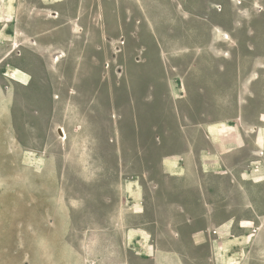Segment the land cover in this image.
<instances>
[{
    "label": "crops",
    "instance_id": "crops-1",
    "mask_svg": "<svg viewBox=\"0 0 264 264\" xmlns=\"http://www.w3.org/2000/svg\"><path fill=\"white\" fill-rule=\"evenodd\" d=\"M147 1L153 9L174 13L191 47L214 52L172 61L205 75L208 91L198 87L190 99L179 93L168 102L169 109L166 94L153 95L162 142L179 148L158 167L130 175L118 166L90 173L66 167V155L51 149L56 128H66L57 120L62 110H56L54 92V54L65 49L64 40L56 45L55 32L56 27L65 32L64 24L53 19L54 0H0V151L7 152L9 144L16 148V176L37 174L42 162L46 176L63 165L64 174L93 181L78 191L84 203L82 230L74 233L72 244L78 264H264V229L259 232L256 225L264 221V9L258 8L263 2ZM115 2L110 14L118 29L125 13L120 0ZM238 29L240 41L254 32L259 51L220 55L231 48L222 35L234 42ZM158 30L167 33L170 27ZM171 39L178 41L177 36ZM243 46L247 50L251 44ZM158 58L146 64L167 63ZM14 71L23 81L9 77ZM168 110L169 119L163 115ZM233 224L240 230L234 231ZM248 224L254 228L246 230Z\"/></svg>",
    "mask_w": 264,
    "mask_h": 264
},
{
    "label": "rangeland",
    "instance_id": "rangeland-1",
    "mask_svg": "<svg viewBox=\"0 0 264 264\" xmlns=\"http://www.w3.org/2000/svg\"><path fill=\"white\" fill-rule=\"evenodd\" d=\"M111 1L54 0L52 13L56 15L53 19L56 24H64L66 30L63 32V28L56 27V45L63 44L64 40L65 49H56L54 54V92L59 97L55 105L56 110H62L61 114L57 113L60 115L57 120L66 130L62 126L56 128L57 138L51 149L55 154L66 155V167L79 168L84 173L95 172V168L102 166L116 167L117 157L120 171L124 172L125 168V174L130 175L139 171L142 160L132 153L143 151V144L136 143L137 139L133 141L128 130L132 110L127 108L126 98L136 99L138 104L133 111L141 113L140 119L149 116V109L159 118V107L155 106L157 112H153L154 107L142 100L146 94L153 97L164 93L168 103L179 93L185 95L184 99H190V94L198 87L209 90L205 75L197 74L189 64H173L172 61L193 56L201 59L214 52L191 47L188 34L180 31L183 26L175 25L174 13L167 15L166 7L153 9L154 5H149L147 0H120L119 7L124 8L125 14L119 17L118 30L116 18L110 14ZM262 2L263 7L259 9H264V0ZM236 3L241 5L242 1L236 0ZM154 11L157 15H153ZM167 25L170 27L167 33L158 30ZM242 33L238 29L232 34L242 51L234 47L228 34L222 35L223 41L232 47V55L249 54L240 41ZM176 36L178 41L174 44L171 38ZM248 40L255 44L254 35L248 36ZM219 54L229 56L228 51ZM159 56L167 63L146 64V60L157 61ZM8 75L14 81H23L15 71ZM254 78L258 75L254 74ZM177 86H181V90L178 91ZM68 90L75 94H67ZM79 92L85 94V99H79ZM181 102L177 101L179 108ZM167 108H171L169 103ZM170 113L168 110V115L165 112L163 115L169 119ZM10 125L8 130L13 136L14 128L12 123ZM137 130L136 126V133ZM178 148L175 143L162 142L156 153L166 159ZM16 152L12 144L8 145L7 152L0 151V172L6 170L7 173L0 174V264H78L72 245L76 244L74 233L82 230L84 203L78 191L93 181L85 175L75 176L68 171L64 174L63 165L55 166V175L46 176L47 170L41 169L42 162L36 168L37 174L16 176ZM155 166L152 163L149 167ZM81 183L84 186H80ZM256 225L259 232L264 229V221ZM253 228L248 224L246 230ZM232 229L240 230L237 224H233Z\"/></svg>",
    "mask_w": 264,
    "mask_h": 264
},
{
    "label": "flooded vegetation",
    "instance_id": "flooded-vegetation-1",
    "mask_svg": "<svg viewBox=\"0 0 264 264\" xmlns=\"http://www.w3.org/2000/svg\"><path fill=\"white\" fill-rule=\"evenodd\" d=\"M240 28L243 29L242 26ZM251 35H254L253 31L251 32V34H249V36H251ZM242 42L247 44V45L251 44V46L247 47V52L249 51V55L256 54L259 51L257 49V47L252 43L251 40L242 41ZM234 47H238V48L240 47V51H242L241 50L242 46H239V43L237 45L234 42ZM231 48H230V51H228L229 55H232L231 54V50H232ZM245 49H246V47H245ZM179 64H183L184 65L185 63H179ZM185 65H188V64H185ZM176 69L179 70L180 66L176 67ZM67 93L68 94H75V92L71 93L70 90H68ZM78 96H79V99H85V94L84 93L79 92ZM55 99H59V97L55 96ZM142 100H144V102H147V105H149L150 107H151V105L154 107L153 112L154 111L157 112L155 110V106H158V105H156V102H157V98L156 97H151L148 94H146L145 97H143ZM135 102H136L135 98H132V100L131 99L128 100V98H126V100H125V104H126L127 108L131 107V110H132V112H131L132 113L131 114L132 115V119H129L130 125L128 127V130H130V133L132 134L131 137H132L133 141H134V139L135 140L137 139L135 141L136 143L140 142V144H143V148H142L143 151L134 152V153H132V155L137 157V158H139L140 160H142V163L139 164L140 167L138 168V170H139L138 172L146 171V170L149 171V170L152 169V167H149V166L152 165V163H155V165L158 167L159 163H160L159 161H161V159H163V157H161L160 155H157V153H156L157 149L161 148V144H162V138L160 136L161 132H162L161 131L162 130V127H161V123H162L161 116L159 115V118H156V116H154V114L151 113L152 109H149V111H150L149 116L147 118L143 117V120L140 119V116H141L140 114L141 113L138 112V114L137 113L135 114L134 111H133V107L134 108L137 107V104H138V103H135ZM143 114H145V111H144ZM135 123H136V125H135ZM136 126L138 127L137 133L135 131ZM157 132L159 134H155ZM151 148H153V151L151 150ZM102 165H103V161H102ZM115 165L118 166V162L117 163L115 162Z\"/></svg>",
    "mask_w": 264,
    "mask_h": 264
},
{
    "label": "bare ground",
    "instance_id": "bare-ground-1",
    "mask_svg": "<svg viewBox=\"0 0 264 264\" xmlns=\"http://www.w3.org/2000/svg\"><path fill=\"white\" fill-rule=\"evenodd\" d=\"M61 133H62V131H61ZM65 136V135H64Z\"/></svg>",
    "mask_w": 264,
    "mask_h": 264
}]
</instances>
